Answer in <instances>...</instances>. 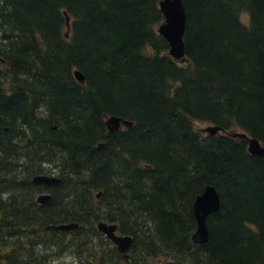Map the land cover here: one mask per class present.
<instances>
[{"label": "trees", "instance_id": "trees-1", "mask_svg": "<svg viewBox=\"0 0 264 264\" xmlns=\"http://www.w3.org/2000/svg\"><path fill=\"white\" fill-rule=\"evenodd\" d=\"M160 1L0 0V264H264V156L229 134L264 146V0H182V62ZM109 117L131 126L109 134ZM100 221L133 238L127 257Z\"/></svg>", "mask_w": 264, "mask_h": 264}, {"label": "water", "instance_id": "water-1", "mask_svg": "<svg viewBox=\"0 0 264 264\" xmlns=\"http://www.w3.org/2000/svg\"><path fill=\"white\" fill-rule=\"evenodd\" d=\"M159 9L163 15L164 21L159 25L157 32L160 36L166 39L169 45L168 54L176 60L183 61L184 57V43L183 35L185 31L186 16L182 0H161L159 2ZM69 19H66V26L69 25ZM74 78L80 82H84V77L79 71L73 72ZM123 126L130 127L131 122L122 121ZM108 133L118 130L121 126V120L117 117L107 118L105 121ZM204 131L214 136L221 132L217 126H209ZM232 137H237L247 142L248 152L254 156H264V146L256 139L249 137L245 133H231ZM102 146V144H99ZM33 184H40L45 186H53L59 182V179L54 176L38 175L33 177ZM100 197V193L97 194ZM50 200L49 194H41L36 198L39 204H45ZM220 200L215 188L208 186L203 193L196 197L193 204V212L197 223L196 232L193 234V241L203 243L208 239V231L206 227V218L219 211ZM98 232L105 235L117 248L118 252L127 256L133 242L131 236L117 235V226L114 224H106L105 222H98ZM59 231H70L78 228L77 224H60L54 227Z\"/></svg>", "mask_w": 264, "mask_h": 264}, {"label": "rangeland", "instance_id": "rangeland-1", "mask_svg": "<svg viewBox=\"0 0 264 264\" xmlns=\"http://www.w3.org/2000/svg\"><path fill=\"white\" fill-rule=\"evenodd\" d=\"M245 21H247L246 15H242L241 16ZM156 31H157V27H156ZM209 124H206L204 122H198V121H194L193 122V127L196 131H198L200 134H206V132L204 131V129H206L207 127H209ZM240 132L239 130H234L231 131V133H237ZM230 134V133H229ZM231 135V134H230ZM96 228V225L94 226ZM105 237V236H104ZM96 242H97V247L98 246H102V245H106L108 246L109 244L107 242H104L102 239H100V237H95ZM106 241L108 239H106V237L104 238ZM109 241V240H108ZM114 246V245H113ZM111 249V248H110ZM110 251V250H109ZM75 255L74 254H64L62 256V258H57L54 260V262H52V264H78L77 259H74Z\"/></svg>", "mask_w": 264, "mask_h": 264}, {"label": "bare ground", "instance_id": "bare-ground-1", "mask_svg": "<svg viewBox=\"0 0 264 264\" xmlns=\"http://www.w3.org/2000/svg\"><path fill=\"white\" fill-rule=\"evenodd\" d=\"M83 84V83H82ZM72 231V230H71Z\"/></svg>", "mask_w": 264, "mask_h": 264}]
</instances>
